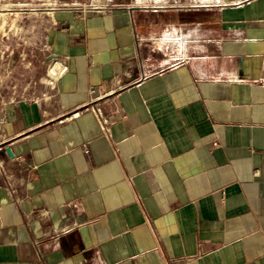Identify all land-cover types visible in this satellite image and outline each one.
I'll use <instances>...</instances> for the list:
<instances>
[{"label":"crops","instance_id":"obj_1","mask_svg":"<svg viewBox=\"0 0 264 264\" xmlns=\"http://www.w3.org/2000/svg\"><path fill=\"white\" fill-rule=\"evenodd\" d=\"M218 2L56 15L0 87V264H264V0Z\"/></svg>","mask_w":264,"mask_h":264},{"label":"rangeland","instance_id":"obj_2","mask_svg":"<svg viewBox=\"0 0 264 264\" xmlns=\"http://www.w3.org/2000/svg\"><path fill=\"white\" fill-rule=\"evenodd\" d=\"M102 2L123 7L137 0H0V87L41 72L58 13Z\"/></svg>","mask_w":264,"mask_h":264},{"label":"built area","instance_id":"obj_3","mask_svg":"<svg viewBox=\"0 0 264 264\" xmlns=\"http://www.w3.org/2000/svg\"><path fill=\"white\" fill-rule=\"evenodd\" d=\"M223 2V0H220V2H218L217 4H220V3H222ZM202 4V3H201ZM202 5H204V6H208V5H212V4H202ZM166 51H167V49H166ZM180 54H174L173 52H172V54L171 55H169L170 56V58H171V60L170 61H165V63H163L162 62V64L160 65V67L159 68H161V69H164V68H166V67H174V66H176V65H178V64H180V63H182V62H184V61H186V60H188V55L187 54H185V55H180ZM57 61H55L54 63H56ZM57 75V71H53L52 72V76H56ZM98 114V113H97ZM98 118H99V120H101V122L103 123V126L105 127V129H106V124H105V122H106V120L102 117V116H100V114H99V116H98Z\"/></svg>","mask_w":264,"mask_h":264},{"label":"water","instance_id":"obj_4","mask_svg":"<svg viewBox=\"0 0 264 264\" xmlns=\"http://www.w3.org/2000/svg\"><path fill=\"white\" fill-rule=\"evenodd\" d=\"M7 152L10 153V149H7Z\"/></svg>","mask_w":264,"mask_h":264}]
</instances>
